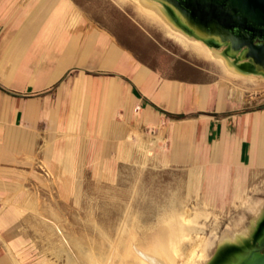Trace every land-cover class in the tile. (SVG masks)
Here are the masks:
<instances>
[{"label": "crops", "instance_id": "crops-1", "mask_svg": "<svg viewBox=\"0 0 264 264\" xmlns=\"http://www.w3.org/2000/svg\"><path fill=\"white\" fill-rule=\"evenodd\" d=\"M148 55L77 0H0V264H28L22 217L85 151L195 167L196 186L220 199L236 186L247 205V173L264 166V108L225 114L228 102L214 104L224 89Z\"/></svg>", "mask_w": 264, "mask_h": 264}, {"label": "rangeland", "instance_id": "rangeland-1", "mask_svg": "<svg viewBox=\"0 0 264 264\" xmlns=\"http://www.w3.org/2000/svg\"><path fill=\"white\" fill-rule=\"evenodd\" d=\"M77 3L89 19L116 32L134 49L148 53L154 67L162 69L160 65L165 62L167 73L174 65L173 71L182 77L215 83L224 89L226 95L214 97V104L228 102L231 111L225 114L264 108L262 71L255 69V78L225 75L218 64L191 45L168 35L133 0ZM226 49L222 47L220 52ZM94 157L85 151L83 159L73 161L68 176L55 178L52 191L41 193L37 208L22 217L21 247L28 264H140L139 252L154 248L162 238L163 244L173 245L178 233L183 235L177 240L179 264H189L190 251L205 243L209 260L213 261L223 238L233 233L254 234L256 223L263 218L258 213L264 209V166L247 173L244 187L250 198L241 207L235 196L236 186L223 199L205 191L204 179L196 186L195 167H168L151 159L119 161ZM244 161L249 162L247 156ZM253 163L261 165L257 160L249 165ZM179 229L186 230L182 233ZM250 250L225 254L223 261L216 264H238ZM250 260L248 256L243 262L250 264Z\"/></svg>", "mask_w": 264, "mask_h": 264}, {"label": "water", "instance_id": "water-1", "mask_svg": "<svg viewBox=\"0 0 264 264\" xmlns=\"http://www.w3.org/2000/svg\"><path fill=\"white\" fill-rule=\"evenodd\" d=\"M153 1L169 9L176 23L197 38L207 43L215 41L221 47L229 45L234 52L243 51L242 57L252 60L258 70L264 72V0ZM258 244L259 247L246 256L251 259L250 264H264V238ZM246 257L238 264H243Z\"/></svg>", "mask_w": 264, "mask_h": 264}, {"label": "bare ground", "instance_id": "bare-ground-1", "mask_svg": "<svg viewBox=\"0 0 264 264\" xmlns=\"http://www.w3.org/2000/svg\"><path fill=\"white\" fill-rule=\"evenodd\" d=\"M133 1L137 3V5L142 10L143 14L145 13L147 16H149L156 22L160 23L161 26L164 27L163 29H165L168 35H170L172 38L185 45H191L192 48L197 53H200L203 57H205L208 60H211L213 63L215 62L216 64H218L222 68L225 75L235 79H244L247 76L250 78H255L257 76L253 72H256L255 69L258 70V68L253 66L254 64L252 65L250 63L252 60L248 59L250 61L238 63V61H244L245 59L242 57L243 51L241 52L231 51L229 45H227V46H222V47H227V49L222 53L220 52L222 49L221 44L215 41H210L209 43L204 42L203 40L193 35L188 29H186V27L177 24L175 17L172 16L169 9H167L164 5L155 2L153 0H133ZM236 54L239 55V58H237L238 55ZM258 71L263 72L262 69ZM260 76L263 77L264 74ZM262 215L263 214H259L258 217H261ZM191 222L192 221L188 223L192 224ZM256 227H254L255 229L254 234L252 233L251 235H248L244 233L241 234L233 233L231 234V236L223 238L219 243V250L217 251L218 252L217 257L213 261L209 260L208 244L205 243L202 246L199 244L201 247L198 248V250L196 249L198 246H195L196 248L193 247L194 249H192L189 253L188 263L213 264L215 262L216 264V262L219 263L223 261L222 258L225 257L224 256L225 254H229V253L232 254V252L240 249H246V250H249L251 248L253 249L251 243H253L252 241L254 240V238L256 239L258 238V240L260 241V239L264 234V223L260 224L259 221L256 223ZM179 231L181 230L179 229ZM256 232H257L256 237L252 238L253 235L255 236ZM182 236L183 235L181 233L180 234L178 233V235H176V238L174 239L175 242L173 243V245L169 243L168 246L167 244H163L162 242H164L163 241L164 238H162V242L159 241L157 243V246H155L154 248L152 247L149 251L146 252H141V253L139 252L138 254L140 255L139 259L142 260V262L140 261V264H179L180 251L178 250L179 246L177 244L179 243L178 241L182 239ZM169 241L170 240H168V242ZM255 241L256 240H254V242ZM169 245L174 246V249H172V247H169ZM196 245L198 244L196 243Z\"/></svg>", "mask_w": 264, "mask_h": 264}, {"label": "flooded vegetation", "instance_id": "flooded-vegetation-1", "mask_svg": "<svg viewBox=\"0 0 264 264\" xmlns=\"http://www.w3.org/2000/svg\"><path fill=\"white\" fill-rule=\"evenodd\" d=\"M243 37H244V39L246 38L247 39V36L243 33ZM255 44H261V42H259V41H255ZM254 64V63H253ZM254 66L256 67V65L254 64ZM257 68V67H256ZM263 213V218L261 219V221H260V224H263L264 223V209H261L260 211H259V213L258 214H262ZM256 234H257V232L255 233V236L253 235L252 236V238H254V237H256ZM258 236V235H257ZM262 238H264V235L262 236ZM261 238V239H262ZM260 239V240H261ZM254 240H256L255 241V243L254 244H256V246L253 248V249H255L256 247L258 248L259 247V240H258V238L256 239V238H254ZM254 242V241H253ZM262 253H264V250L262 251Z\"/></svg>", "mask_w": 264, "mask_h": 264}, {"label": "trees", "instance_id": "trees-1", "mask_svg": "<svg viewBox=\"0 0 264 264\" xmlns=\"http://www.w3.org/2000/svg\"><path fill=\"white\" fill-rule=\"evenodd\" d=\"M175 118L182 119V118H184V115H178V116H175Z\"/></svg>", "mask_w": 264, "mask_h": 264}]
</instances>
